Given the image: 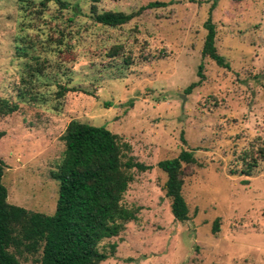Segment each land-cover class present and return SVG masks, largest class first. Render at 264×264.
<instances>
[{"label":"rangeland","instance_id":"obj_1","mask_svg":"<svg viewBox=\"0 0 264 264\" xmlns=\"http://www.w3.org/2000/svg\"><path fill=\"white\" fill-rule=\"evenodd\" d=\"M59 1L0 0V99L17 106L0 116L7 203L52 214L66 124L104 126L149 168L130 171L135 220L99 244H115L100 264H264V0H99L98 13L165 3L115 28L92 21L89 0ZM206 20L227 69L201 56ZM181 150L195 163L178 223L156 163Z\"/></svg>","mask_w":264,"mask_h":264},{"label":"trees","instance_id":"obj_2","mask_svg":"<svg viewBox=\"0 0 264 264\" xmlns=\"http://www.w3.org/2000/svg\"><path fill=\"white\" fill-rule=\"evenodd\" d=\"M54 1L60 8L68 6ZM92 21L101 26L120 27L140 12L164 6L157 1L148 2L135 13L105 11L98 13L96 3L89 0ZM43 4V3H42ZM201 56L218 68L227 69L222 56L214 46L215 31L206 20ZM110 56H114L112 53ZM199 64L196 76L199 81L189 84L188 93L203 79ZM16 104L0 99V116L16 111ZM1 136V134H0ZM63 143L61 159L49 178L57 183V197L53 213L44 215L11 205L6 201V189L1 183L3 163L0 160V264H19V260L32 257L38 264H100L112 258L115 244L105 251L99 247L103 240L116 237L124 225L135 220L137 209H129L122 203L123 195L132 180L131 170H147L133 162L127 155L130 148L120 142L104 126H92L70 120L60 135ZM257 151H264L258 147ZM244 157L242 161H244ZM246 169L240 172L248 176L253 163L244 161ZM195 163L192 151L181 150L176 157L156 163L164 177L162 190L169 200L172 219L183 223L188 219L187 206L181 195L184 170ZM217 219L210 232H217Z\"/></svg>","mask_w":264,"mask_h":264}]
</instances>
